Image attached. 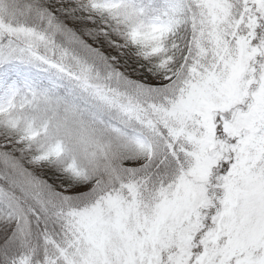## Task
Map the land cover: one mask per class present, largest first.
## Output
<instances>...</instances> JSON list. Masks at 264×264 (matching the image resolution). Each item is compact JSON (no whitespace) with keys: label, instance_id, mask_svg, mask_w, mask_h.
<instances>
[{"label":"snow or ice","instance_id":"snow-or-ice-1","mask_svg":"<svg viewBox=\"0 0 264 264\" xmlns=\"http://www.w3.org/2000/svg\"><path fill=\"white\" fill-rule=\"evenodd\" d=\"M0 264H264V0H0Z\"/></svg>","mask_w":264,"mask_h":264}]
</instances>
